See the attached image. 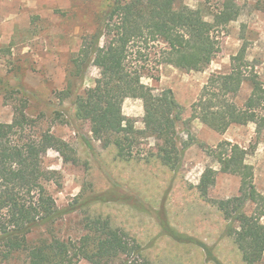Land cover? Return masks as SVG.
<instances>
[{"label":"rangeland","instance_id":"rangeland-1","mask_svg":"<svg viewBox=\"0 0 264 264\" xmlns=\"http://www.w3.org/2000/svg\"><path fill=\"white\" fill-rule=\"evenodd\" d=\"M215 1L177 4L200 8L210 19ZM238 3L240 16L220 30L218 52L204 70L162 65L154 72L156 80L143 78L156 90L171 89L182 106L178 133L182 141L192 143L178 169L172 170L158 159L157 137H140L135 146L140 155L133 159L117 156L114 146L104 147L92 136L89 123L76 117L77 93H62L82 92L98 76V69L91 66L80 82L71 75V59L81 37L94 30L102 0H0V44L6 48L0 59V122H11L13 106L25 103L38 129L49 130L66 143L63 153L48 149L42 156L43 167L52 172L46 188L56 206L73 209L54 227L57 236L83 241L87 218L108 220L112 232L141 248L148 264H246L213 203L237 195L238 177L216 172L205 197L197 185L206 168H219L208 149L227 140L248 150L254 184L264 193V130L257 133L255 124L246 123L218 133L190 115V105L208 76L229 72L231 58L242 49L264 84V0ZM250 91L245 82L236 101L242 103ZM122 112L137 130L143 129L140 99L126 98ZM43 233L37 229L29 237ZM134 259L138 261L130 255L112 264H133ZM256 264H264V253Z\"/></svg>","mask_w":264,"mask_h":264},{"label":"trees","instance_id":"trees-1","mask_svg":"<svg viewBox=\"0 0 264 264\" xmlns=\"http://www.w3.org/2000/svg\"><path fill=\"white\" fill-rule=\"evenodd\" d=\"M240 13L238 0H216L210 19L200 8L178 5L177 0H102L94 30L81 37L71 59V75L80 82L91 66L98 69V76L82 92L62 93H77L73 97L76 117L89 123L92 136L104 147L114 146L117 156L138 157V139L154 136L161 140L158 159L177 170L192 143L182 141L178 133L182 106L171 89L156 90L143 78L156 80L154 72L162 65L204 70L218 52V33ZM5 53L0 44V59ZM245 82L251 91L238 103ZM126 98L142 101L143 129L137 130L124 116ZM13 110L11 122H0V264H112L130 255L137 257L136 264H148L141 248L112 232L108 220L87 218L83 241L54 233L58 221L73 209L56 206L46 188L52 172L43 167L42 156L48 149L63 153L66 143L49 130L38 129L25 103L14 105ZM190 115L218 133L246 123L255 124L257 133L264 130V84L243 49L231 58L229 72L208 76L190 105ZM207 152L219 168L203 171L198 191L207 195L216 172L238 177L237 195L213 203L223 214L243 261L256 264L264 253V193L254 184L248 150L223 140ZM37 229H43V235L31 239Z\"/></svg>","mask_w":264,"mask_h":264}]
</instances>
